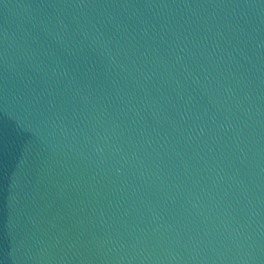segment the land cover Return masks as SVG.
<instances>
[{"label": "water", "instance_id": "1", "mask_svg": "<svg viewBox=\"0 0 264 264\" xmlns=\"http://www.w3.org/2000/svg\"><path fill=\"white\" fill-rule=\"evenodd\" d=\"M0 264H264V0H0Z\"/></svg>", "mask_w": 264, "mask_h": 264}]
</instances>
